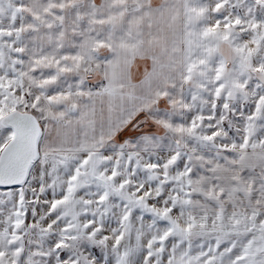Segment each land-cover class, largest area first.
Returning a JSON list of instances; mask_svg holds the SVG:
<instances>
[{"label": "snow or ice", "instance_id": "obj_1", "mask_svg": "<svg viewBox=\"0 0 264 264\" xmlns=\"http://www.w3.org/2000/svg\"><path fill=\"white\" fill-rule=\"evenodd\" d=\"M0 264H264V0H0Z\"/></svg>", "mask_w": 264, "mask_h": 264}]
</instances>
